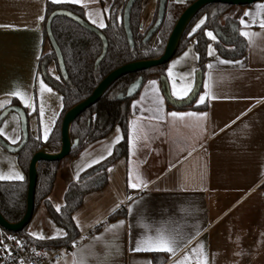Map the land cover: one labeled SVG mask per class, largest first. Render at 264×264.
<instances>
[{"label":"crops","instance_id":"0c3cea01","mask_svg":"<svg viewBox=\"0 0 264 264\" xmlns=\"http://www.w3.org/2000/svg\"><path fill=\"white\" fill-rule=\"evenodd\" d=\"M48 2L78 5L85 19L101 28L99 22L106 25L113 0H0V113L10 105L23 107L29 133L42 141L62 109L61 94L45 81L39 66L41 57L52 49L43 25ZM261 3L264 0L235 10L239 34L257 33L251 44L240 34L246 41L242 57L221 56L215 47L217 34L207 31L215 39L207 35L210 43L201 89L194 102L206 104L204 110L168 106L157 80L142 85L128 116L127 156L105 169V185L85 194L72 213L77 236L100 227L72 245L64 259L54 264H154L153 253L164 255L165 264H175L185 254L189 257L187 264H197L201 245L208 264H264V30L259 27L264 10L257 8ZM156 5L157 0H141V32L150 25ZM246 11L252 15L245 16ZM241 18L245 25L240 23ZM194 43L192 38L165 68L171 95L174 84L177 92L190 88L186 96L172 95L176 99L187 97L196 83L198 56ZM48 72L57 76L53 64ZM13 92L19 95H11ZM173 112L196 115L170 116ZM0 130L4 141L17 145L22 137L18 115L9 112L0 120ZM121 138L122 132L116 127L76 157L60 161L47 197L55 209L63 205L68 184L102 163ZM17 173L22 179L16 178ZM0 176L4 181L26 178L16 154L1 145ZM141 180V186L130 187V183L140 184ZM121 206L123 215L107 221ZM36 215L46 218L51 227L55 224L43 203L36 207L31 220ZM29 223V237L49 239L40 238ZM158 234L177 242L174 253L134 250L137 241ZM53 235L63 237L65 230L61 228Z\"/></svg>","mask_w":264,"mask_h":264},{"label":"trees","instance_id":"16d2710c","mask_svg":"<svg viewBox=\"0 0 264 264\" xmlns=\"http://www.w3.org/2000/svg\"><path fill=\"white\" fill-rule=\"evenodd\" d=\"M127 0H113L106 17V25L100 28L107 40V50L104 57L95 64L96 59L102 52L100 38L82 28L76 22L65 16H56L51 21L52 35L61 51L66 70V78L59 74L57 60L54 51L45 53L39 62L40 68L44 72L45 81L62 96V109L55 124L45 141L38 137H33L28 131V138L24 146L17 152L18 164L25 176H27L28 166L32 155L40 149L55 153L60 148V126L63 115L76 103L88 97L97 84L109 72L126 63L138 60L153 59L159 57L165 47L167 38L180 13L194 0L175 2L167 0L165 5L164 18L160 27L143 43L146 31L152 26L156 19V11L152 23L141 32L139 28L141 0H136L130 9L129 24L133 37V47H130L123 27V8ZM237 7L223 3H212L203 7L187 25L175 52L181 53L194 38V49L198 56V71L204 72L206 62V48L210 43L207 31L219 34L215 42V47L221 56L227 58H240L246 50V41L239 34V18L234 14ZM245 7V6H243ZM58 9L71 11L79 17L85 19L82 7L70 3L48 2L44 17V35L47 37L45 23L49 15ZM204 20V23L196 28V25ZM87 21V20H86ZM196 28L195 31L193 29ZM191 33V35H189ZM174 55V56H175ZM53 64L56 68L57 76L48 72L49 66ZM167 63L149 69L128 73L118 78L103 94V96L72 122L69 130L71 141L78 140L76 146L72 147L67 157L74 158L89 144L105 138L114 128L119 127L122 132L121 140L114 146V150L102 163L86 171L77 182L68 184L64 193V203L59 210L55 209L47 200L50 194L60 161H40L37 164V178L34 190V210L43 203L52 221L65 230V235L60 238L41 240L34 239L27 235L26 228L19 234L26 236L40 245H62L77 237L72 213L80 206L82 199L88 192L102 188L106 183L103 173L116 159L127 156L128 151V116L131 109L132 100L139 94L131 98L118 99L119 93H125L126 88L138 76L143 77V84L148 80L159 81L161 76H165ZM201 89V88H200ZM192 103L175 107L167 103L168 106L176 109L204 110L206 104ZM95 168H97L96 171ZM264 186V183H263ZM28 180L4 181L0 180V213L9 222L19 221L26 210V194ZM123 215L122 210H116L108 216V220ZM100 227L97 226V229ZM154 264H165L164 255L152 254Z\"/></svg>","mask_w":264,"mask_h":264},{"label":"water","instance_id":"95a60500","mask_svg":"<svg viewBox=\"0 0 264 264\" xmlns=\"http://www.w3.org/2000/svg\"><path fill=\"white\" fill-rule=\"evenodd\" d=\"M135 1L136 0L126 1L124 8H123V15H122L123 27L125 30L127 42L130 47H133L134 43H133L132 32L130 30L129 17H130V9L133 6ZM258 1H261V0H194L180 13L179 17L177 18L167 38L164 50L159 57L126 63L122 66L115 68L114 70L109 72L105 77H103L88 97H86L82 101L73 105L63 115L61 126H60L61 145H60L59 150L55 153H50V152H47L45 149H40L39 151L35 152L32 155L30 162H29L27 176H26V179L28 180V187H27V194H26L25 213L23 217L17 222L7 221L0 213V228H2L5 231H9L13 233H19L24 228H26L34 212V190L36 186L38 162L40 161L57 162V161H61L62 159H64L65 157L69 155L71 148L76 146L78 143L77 139H75L74 141H71V138H70L69 130H70V126L72 122L84 110H86L92 104L96 103L103 96V94L107 91V89L118 78L128 73L140 72V71L149 69L151 67H155V66L168 63V61L175 55L179 41L187 25L190 23L193 17L203 7L209 4H212V3H223V4L243 7V6L251 5ZM166 2L167 0H158L156 19L154 23L152 24V26L147 30L144 38L142 39L143 43L147 42L151 38V36L156 32V30L160 27L163 21V18H164ZM56 16L68 17L74 22H76L78 25H80L82 28L96 34L100 38L101 43H102V52L95 61V64H98L99 61L104 57L106 50H107V40L104 34L100 31V28L90 24L88 21L72 13L71 11L64 10V9H58V10L53 11L47 18V21L45 23V29H46L48 41L56 56L57 66H58L60 76H62L63 78H66L67 74H66L65 65L63 62L61 51L52 35L51 27H50L51 21ZM217 36L219 37V34H217ZM159 81H160L161 91L167 103L175 107H182V106L192 103L194 99H196L197 95L199 94L201 83H202V72L197 71L196 83L194 85V88L192 89L190 94L184 99H175L171 95L166 76L164 75L161 76ZM142 85H143V77L138 76L132 83L128 85V87L125 90V93L124 94L119 93L117 95V98L122 99V98L133 97L141 89ZM9 112H15L18 115L22 137H21L20 142L17 145H10L9 143L4 141L0 137V145L8 152L15 154L24 146V144L27 141L28 119H27L26 111L24 110L23 107L19 105H10L1 111L0 120H2Z\"/></svg>","mask_w":264,"mask_h":264},{"label":"built area","instance_id":"2783aa9c","mask_svg":"<svg viewBox=\"0 0 264 264\" xmlns=\"http://www.w3.org/2000/svg\"><path fill=\"white\" fill-rule=\"evenodd\" d=\"M130 196L132 194H129ZM121 206L119 210H123ZM96 227L62 245H40L19 233L0 228V264H54L61 262L72 245L85 240ZM19 242V243H17Z\"/></svg>","mask_w":264,"mask_h":264},{"label":"snow or ice","instance_id":"6c2138e0","mask_svg":"<svg viewBox=\"0 0 264 264\" xmlns=\"http://www.w3.org/2000/svg\"><path fill=\"white\" fill-rule=\"evenodd\" d=\"M53 2H57V0H53ZM76 2H78V0H76ZM257 8L260 9V10H264V3H261V4H258L257 5ZM105 11H107V9H105ZM245 16H251L252 13L250 11H246L244 13ZM42 18V17H41ZM93 23H96L95 20L92 21ZM204 23V20L201 19V21L196 25V28H199L201 24ZM240 23L242 25H245L246 22L244 21L243 18H241V21ZM99 27L103 28L105 25L103 23V21L101 20L99 22ZM259 27L264 30V15H261V18H260V21H259ZM196 28L193 29V31L196 30ZM242 36L246 37L249 39V43L251 44L252 43V37L257 35V33H250V32H245V31H242L240 33ZM191 35V33L189 34ZM206 35H208L210 38L212 39H215V37L213 36V34L211 32H206ZM209 54L211 55L212 52H211V49L209 51ZM185 56L188 55V53L186 52L184 54ZM221 63H230V62H227V61H220ZM238 63V62H237ZM169 75L171 76V67L169 68ZM151 84L155 85V81H151L150 82ZM41 87L43 88L44 85L42 84ZM205 87H207V85H205ZM48 91H51V89H47ZM190 90V88H185L182 92H177L176 91V86L175 84L173 85V92H172V95L173 96H177L178 98L182 97V96H186L188 91ZM11 95H19L18 92H13V93H10ZM204 99V97L202 96L201 97V101ZM162 99L160 101V103H162ZM136 102H134V105H135ZM199 103V102H198ZM41 111H43V109H41ZM170 116H173V117H177V116H183V115H196V114H192V113H189V114H182V113H169ZM199 115H204V114H199ZM117 131H119V129H117ZM3 134V131L0 130V135ZM119 139V137H117V140ZM15 142V141H13ZM131 144H132V134H131V131H130V134H129V145H130V148H131ZM103 159V157H101ZM5 177L3 176H0V179H3ZM16 178L17 179H22L21 176H19V174L17 173L16 174ZM138 179H140L138 177ZM143 183V181L141 180V183L140 184H132L130 183V187H139L141 186V184ZM57 210H59V206H57ZM131 210V209H130ZM75 219V217L73 218ZM118 224H123V221H119ZM110 228H114L116 227V225H110L109 226ZM40 238H44V237H40ZM49 239H54L55 237H48ZM19 243V242H17ZM177 242L171 238H168L164 235H161V234H158L155 238H152V237H149L147 238L145 241L141 242V241H137V247L136 251H167V252H170V253H174L176 248H177ZM200 248V259L197 260V264H208L207 262V258L203 255V248H202V245L199 246ZM193 253L196 252V249H193L192 250ZM189 260V257L187 254H185V256L183 257L182 260L180 261H176L175 264H187Z\"/></svg>","mask_w":264,"mask_h":264},{"label":"rangeland","instance_id":"374dc122","mask_svg":"<svg viewBox=\"0 0 264 264\" xmlns=\"http://www.w3.org/2000/svg\"><path fill=\"white\" fill-rule=\"evenodd\" d=\"M37 215L34 216V218L29 223V227H34V232L39 233V235L44 238H48L54 236L53 234H55L57 230L60 231L61 228H59L56 224H52L53 226L51 227L48 224L49 222L46 218H37Z\"/></svg>","mask_w":264,"mask_h":264},{"label":"flooded vegetation","instance_id":"af4514ba","mask_svg":"<svg viewBox=\"0 0 264 264\" xmlns=\"http://www.w3.org/2000/svg\"><path fill=\"white\" fill-rule=\"evenodd\" d=\"M157 6H158V0H157L156 8H155L156 16H157ZM155 11H154V14H155ZM153 17H154V15H153ZM152 21H153V18H152ZM152 21H151V23H152ZM154 21H155V20H154ZM151 23H150V24H151ZM153 23H154V22H153ZM148 27H149V26H148ZM148 27H147V28H148ZM149 28H150V27H149ZM143 32H144V31H143ZM146 32H147V31H146ZM159 80H160V79H159ZM159 83H160V81H159ZM139 92H140V90H139ZM184 98H185V97H184ZM184 98H183V99H184ZM175 99H176V98H175Z\"/></svg>","mask_w":264,"mask_h":264}]
</instances>
